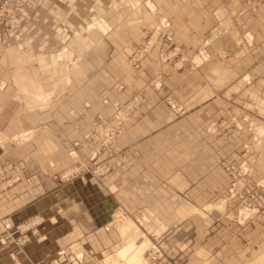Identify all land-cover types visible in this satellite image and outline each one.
I'll return each mask as SVG.
<instances>
[{
	"label": "rangeland",
	"instance_id": "374dc122",
	"mask_svg": "<svg viewBox=\"0 0 264 264\" xmlns=\"http://www.w3.org/2000/svg\"><path fill=\"white\" fill-rule=\"evenodd\" d=\"M143 2L137 28L136 0H0V264H83L62 235L99 225L106 264L123 226L146 264H264V35L231 0L203 36Z\"/></svg>",
	"mask_w": 264,
	"mask_h": 264
},
{
	"label": "crops",
	"instance_id": "0c3cea01",
	"mask_svg": "<svg viewBox=\"0 0 264 264\" xmlns=\"http://www.w3.org/2000/svg\"><path fill=\"white\" fill-rule=\"evenodd\" d=\"M154 1L157 3L155 4L157 5L156 7L164 10L167 15L174 16V18L172 17L173 25L182 33L181 36H185V34L188 35L192 27L197 30V33L207 29V15L209 14V11L212 9L213 12H215L218 8L223 6L224 2V0ZM230 4L234 14L238 16L239 22L242 24L239 28L242 30L244 29L246 32L251 31L255 34L262 33V35H264V3L257 5L256 0H231ZM119 11V13L123 14L125 10L123 7H120ZM151 13L152 12L144 4L143 0L142 3L141 1L136 0L134 14L137 19H135L134 25H136L137 28L143 23L144 25H151V20H148V15ZM210 17L212 18L211 12ZM198 34L203 36V33ZM187 38L189 40V37ZM258 41L255 40L257 43ZM6 110L8 112L10 109ZM3 111L4 110L0 111V119L5 118ZM12 116L13 115H9L8 112L7 125L11 124L10 120L13 119ZM91 219L94 223L103 224L109 222L108 217L106 216L97 215L95 217L93 215ZM62 238L70 239L69 242H71L72 245L80 243L81 246H83L85 253L90 256V260L83 264H106V262H104V256L114 254V252L121 247L120 244L122 243L120 233L114 228L108 229L106 225L93 226L92 230H89L88 233H84V236L83 233L82 236H80V232L78 233L77 231L71 230L67 235L63 234ZM27 251H30V254ZM18 254L19 261L22 264H79V261H77V254H75L76 258L74 255H70L69 259L72 260L71 263H68L66 260L67 258L59 254L57 251L56 254L48 257L46 244H44L42 248L40 247V244H38V248L36 246H29L28 248L24 247V249L19 250Z\"/></svg>",
	"mask_w": 264,
	"mask_h": 264
},
{
	"label": "bare ground",
	"instance_id": "6f19581e",
	"mask_svg": "<svg viewBox=\"0 0 264 264\" xmlns=\"http://www.w3.org/2000/svg\"><path fill=\"white\" fill-rule=\"evenodd\" d=\"M122 232L126 240V244L119 251L121 256H128L129 262L132 264H146L147 259L142 260L143 252L146 250V241H144L135 228H130L127 226L122 227ZM129 253V254H128ZM261 259V258H260ZM264 262V256L261 259ZM262 264V263H261Z\"/></svg>",
	"mask_w": 264,
	"mask_h": 264
}]
</instances>
